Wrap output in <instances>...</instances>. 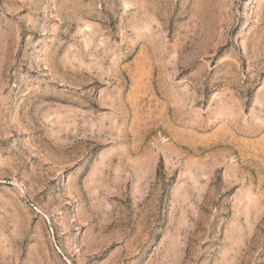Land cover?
Masks as SVG:
<instances>
[{"label": "rangeland", "instance_id": "rangeland-1", "mask_svg": "<svg viewBox=\"0 0 264 264\" xmlns=\"http://www.w3.org/2000/svg\"><path fill=\"white\" fill-rule=\"evenodd\" d=\"M0 264H264V0H0Z\"/></svg>", "mask_w": 264, "mask_h": 264}]
</instances>
